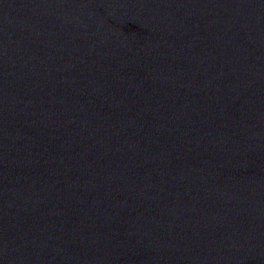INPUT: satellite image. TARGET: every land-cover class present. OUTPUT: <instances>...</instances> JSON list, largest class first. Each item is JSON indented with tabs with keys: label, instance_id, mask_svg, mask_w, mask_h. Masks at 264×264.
Here are the masks:
<instances>
[{
	"label": "water",
	"instance_id": "1",
	"mask_svg": "<svg viewBox=\"0 0 264 264\" xmlns=\"http://www.w3.org/2000/svg\"><path fill=\"white\" fill-rule=\"evenodd\" d=\"M0 264H264V0H0Z\"/></svg>",
	"mask_w": 264,
	"mask_h": 264
}]
</instances>
